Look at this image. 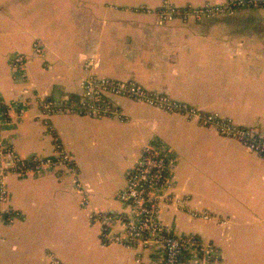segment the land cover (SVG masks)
<instances>
[{"label":"crops","instance_id":"obj_1","mask_svg":"<svg viewBox=\"0 0 264 264\" xmlns=\"http://www.w3.org/2000/svg\"><path fill=\"white\" fill-rule=\"evenodd\" d=\"M161 3L0 0V143L21 157L55 155L60 145L76 167V174L67 166L7 173L3 206L18 217L0 219V264H138L139 257L162 264L160 244H104L94 219L119 216L112 225L119 231L137 218L120 195L146 145L169 157L172 187L154 193L174 201L160 202L159 220L207 244L203 259L188 251L184 264H264V157L212 127L127 98L115 100L125 120L43 113L47 99L80 97L81 79L95 74L264 132V10L164 24L136 10ZM19 55L27 57L23 68Z\"/></svg>","mask_w":264,"mask_h":264},{"label":"built area","instance_id":"obj_2","mask_svg":"<svg viewBox=\"0 0 264 264\" xmlns=\"http://www.w3.org/2000/svg\"><path fill=\"white\" fill-rule=\"evenodd\" d=\"M257 9L264 10V0H225L222 3H204L202 5H176L173 0H162L160 7H139L136 10L154 13L160 24L180 20L193 19L201 22L204 19L219 15H233L237 12ZM37 52L42 48L36 44ZM27 57L19 55L15 64L19 68L26 65ZM80 97L65 96L61 99H47L42 103L43 113L50 119L57 113H75L93 118L127 119L120 110L116 98H127L139 103L157 107L165 112L180 114L195 120L203 127H212L223 137L239 141L243 146L264 157V132L252 127L238 125L231 118L216 112L203 111L190 103L173 99L167 94L153 91L133 80H122L89 74L80 81ZM1 133V130H0ZM67 166L76 174L72 157L58 145L55 155L21 157L11 146L0 143V219L6 217L12 220L18 217L13 210L5 208L9 197L7 173H26L45 167ZM171 170L169 157L159 152L151 145H146L136 165L127 176L126 186L120 195L122 201L134 206L137 218L126 221L125 227L113 231V222L119 216L112 214H97L94 219L102 226L104 244L113 242L128 247H151L160 244L163 248L162 264H184V255L195 251L203 259L207 244L197 236H177L159 220V205L161 201L173 202L174 196L167 194L159 197L154 193L156 188H171ZM82 193L84 189L81 190ZM83 202L88 204V196L84 195ZM195 216L208 218L205 212L195 211ZM123 218V217H122ZM138 264H143L137 258ZM53 264H62L54 258Z\"/></svg>","mask_w":264,"mask_h":264},{"label":"rangeland","instance_id":"obj_3","mask_svg":"<svg viewBox=\"0 0 264 264\" xmlns=\"http://www.w3.org/2000/svg\"><path fill=\"white\" fill-rule=\"evenodd\" d=\"M154 91V90H153ZM188 103V102H187ZM191 104V103H190ZM197 107V106H196ZM199 108V107H198ZM203 111H205V110H203ZM172 114V113H171ZM220 135V134H219Z\"/></svg>","mask_w":264,"mask_h":264}]
</instances>
